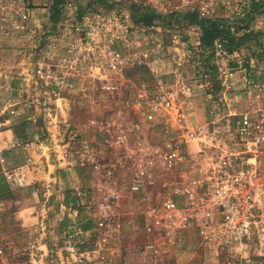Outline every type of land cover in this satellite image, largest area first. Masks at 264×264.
<instances>
[{
	"label": "rangeland",
	"instance_id": "obj_1",
	"mask_svg": "<svg viewBox=\"0 0 264 264\" xmlns=\"http://www.w3.org/2000/svg\"><path fill=\"white\" fill-rule=\"evenodd\" d=\"M50 2L0 0V264H232L227 261L237 256L252 258L242 264H264V243L206 254L201 242L214 221L200 205L190 225L179 231L178 243L164 242L160 223L147 210L157 208L171 181L187 172L184 162L154 169L153 183L139 193L128 191L140 154L143 157L151 146L166 145L175 135L168 117L132 106L137 89L142 84L154 90L171 88L179 99L193 104L191 111L188 101L184 105L185 124L207 131L202 137H188L190 158L200 145L219 142L214 130L224 134L221 143H231L236 140L238 114L256 118L264 107V48L259 42L253 46L260 32L240 29L239 33L252 30V39L232 49L225 44L227 55H211L208 60L210 51H192L199 42V38L189 41L199 31L195 25L165 28L160 20L151 27L134 24L138 3L164 15L186 11L177 6L179 0H66L56 23L50 19ZM32 8L37 10L32 13ZM234 10L198 14L224 18L235 29L243 23L229 18ZM22 13L27 17L23 19ZM257 15L264 18V4L253 18ZM87 30L95 34L100 50L86 63L85 75L62 90L35 78L34 68L48 39L59 45L56 60L70 39L85 43ZM112 31L127 36L110 40ZM112 56L121 62L110 72ZM237 70L243 71L245 86H237V78L241 79L234 75ZM105 80L116 82L115 93L98 89ZM187 89L191 93L186 94ZM49 98L55 101L46 103ZM92 119L94 126L89 124ZM135 124H139L136 134L123 138L121 131ZM83 149L95 155L94 162L79 161ZM111 188L120 196L110 201L106 196ZM183 202L180 199V206ZM97 221H103L104 227L82 231ZM79 227L83 247L92 246L98 235L108 231L103 260L91 255V260L76 262L64 251L65 237Z\"/></svg>",
	"mask_w": 264,
	"mask_h": 264
},
{
	"label": "built area",
	"instance_id": "obj_2",
	"mask_svg": "<svg viewBox=\"0 0 264 264\" xmlns=\"http://www.w3.org/2000/svg\"><path fill=\"white\" fill-rule=\"evenodd\" d=\"M258 1L179 0L177 6L206 14L212 13L214 9L233 8L235 10L229 14V18L236 19L244 15L252 2ZM21 15L23 19L27 17L26 13ZM20 26V24H13L14 28ZM94 35L92 30H87L85 43H82L80 38L70 39L67 43L68 47L56 60H54L55 50L59 48V45H57L56 39H48L36 62L35 78L45 85L55 86L58 90L69 87L74 78L88 72L86 63L100 50L98 40ZM125 36H127V32L124 34H119L118 31L109 33L110 40L124 39ZM96 37L100 40L103 36L99 33ZM172 37L176 40L177 33H173ZM192 51L194 53L203 51L199 42L192 45ZM213 51V55H227L222 39L214 41ZM232 54H236V51L233 50ZM120 62L119 58H114V63H110V72L112 69H117V64ZM97 86L100 91L109 94L117 91L116 82L113 80L100 81ZM189 93L191 90L187 89L186 94ZM262 100L264 101V99ZM54 101L55 99L50 98L45 100L46 103ZM187 101L188 99H179L177 92L171 88L159 87L154 90L142 84L137 89L132 106L142 112L147 111L168 117L173 123L175 135L169 139L166 145L151 146L146 149L143 157H141L142 153L140 154L139 159L134 162L136 171L129 180L128 191L139 193L148 182L153 183L154 169H170L184 162L187 172L178 174L171 181V185L162 196L161 203L157 208L147 210V214L153 215L155 220L160 223L164 242L168 245L178 243L179 231L190 225L191 220L196 216L195 208L200 205L204 215L214 221L210 233L204 236L201 242L206 254L218 255L233 247L247 248L263 244L264 107L256 118L248 113L238 114L241 118L239 126L233 131L235 141L221 143V137L224 134L219 129V131L214 130L213 134L218 136L216 141L219 142L210 146L200 145L195 157L190 158L187 150L188 137H202L203 132L207 130L201 129V127L192 129L190 125L185 124L187 112L184 105ZM95 123L96 120L92 119L89 124L94 126ZM64 124L66 127L70 125L68 121H65ZM102 128L109 130L108 125H102ZM138 129L139 124H135L127 130H122V137L126 138L132 132L136 134ZM166 136L168 135L166 134ZM171 141L174 142L171 143ZM78 158L82 163L95 161V155H88L85 149L80 151ZM111 173L112 171L108 170V174ZM80 194L83 193L79 192L78 195ZM118 196H120L119 190L111 188L107 193L106 200H115ZM180 199H184L183 206L179 204ZM104 204V202L100 203V205ZM100 227H104L103 221H97L87 230H82L79 227L78 231L69 232L65 237L64 251L74 257L76 262L91 260V255L93 258L103 260V252L108 249V231L105 230L103 234L98 235L97 240L88 247H83L84 241L78 235L82 231L89 233L98 231ZM149 247L152 249L153 245L150 244ZM249 261L251 262L252 258L237 256L227 262L242 264ZM218 262L216 259L215 263ZM211 263L213 262L211 261Z\"/></svg>",
	"mask_w": 264,
	"mask_h": 264
},
{
	"label": "trees",
	"instance_id": "obj_3",
	"mask_svg": "<svg viewBox=\"0 0 264 264\" xmlns=\"http://www.w3.org/2000/svg\"><path fill=\"white\" fill-rule=\"evenodd\" d=\"M27 1V0H25ZM66 0H51L49 5L50 19L52 23L60 18L61 11L63 10ZM66 4V3H65ZM264 0L258 2H252L249 9L246 10L242 17H237L243 25L233 28V25L226 21L224 18H205L199 16L196 10H186L183 12H171L161 15L154 11L148 10L146 5L138 3L136 15H133L134 24L138 27H151L157 20L162 21L165 28H179L180 26L195 25L199 30V46L202 50L210 51L208 54V60L213 55V45L216 39H222V41L229 46L230 49L239 47L246 41L252 39V30L239 33V30L244 28L248 29L250 21L253 19V15L257 13L263 6ZM132 6V5H131ZM258 10V11H257ZM182 38H187L183 36ZM210 63L208 67L212 68ZM209 68V69H210Z\"/></svg>",
	"mask_w": 264,
	"mask_h": 264
},
{
	"label": "crops",
	"instance_id": "obj_4",
	"mask_svg": "<svg viewBox=\"0 0 264 264\" xmlns=\"http://www.w3.org/2000/svg\"><path fill=\"white\" fill-rule=\"evenodd\" d=\"M37 10V8H32L31 9V11H32V13L34 12V11H36ZM264 18L263 17H260V16H255L254 18H253V20L250 22V24H249V27L251 28V29H253L254 31H256L255 30V28L257 29V31H259L260 32V36H259V38H257V41L255 40V42H254V44H253V46L255 45V44H257V42H259L260 43V45L261 46H263V48H264ZM199 38V31L197 32V33H192L191 35H190V37H189V41H193V40H195V39H198ZM253 48H256V47H253ZM247 71V69H244V72H246ZM248 71L250 72V71H255V70H253V69H248ZM242 70H237L235 73H234V75L235 76H240L241 77V79H239V78H237L238 80H237V86H245V84H246V80H244V83H243V81H242V79H243V77H242ZM246 78V77H245ZM190 100V99H189ZM199 100V99H198ZM202 100H204V99H202ZM226 104H229L228 102L226 103ZM191 106H193V104H190V102L188 101V104H187V107H188V109H189V111H191V110H193V108H191ZM200 109V108H199ZM242 110H244V109H242ZM246 110V109H245ZM252 111V110H251ZM250 111V114H253V112L254 111H252L251 112ZM11 135H12V132L10 133ZM26 146H28V145H26ZM25 146V147H26Z\"/></svg>",
	"mask_w": 264,
	"mask_h": 264
}]
</instances>
